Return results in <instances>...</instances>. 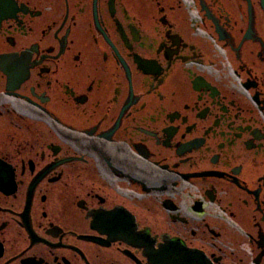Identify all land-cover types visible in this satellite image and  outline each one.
Segmentation results:
<instances>
[{
    "label": "flooded vegetation",
    "instance_id": "af4514ba",
    "mask_svg": "<svg viewBox=\"0 0 264 264\" xmlns=\"http://www.w3.org/2000/svg\"><path fill=\"white\" fill-rule=\"evenodd\" d=\"M0 264H264L262 0H0Z\"/></svg>",
    "mask_w": 264,
    "mask_h": 264
},
{
    "label": "water",
    "instance_id": "95a60500",
    "mask_svg": "<svg viewBox=\"0 0 264 264\" xmlns=\"http://www.w3.org/2000/svg\"><path fill=\"white\" fill-rule=\"evenodd\" d=\"M263 1V6H264V0H262Z\"/></svg>",
    "mask_w": 264,
    "mask_h": 264
}]
</instances>
